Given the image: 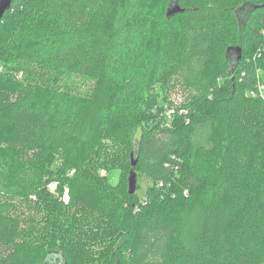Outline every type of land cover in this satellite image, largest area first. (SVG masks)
I'll return each mask as SVG.
<instances>
[{
  "label": "trees",
  "instance_id": "obj_1",
  "mask_svg": "<svg viewBox=\"0 0 264 264\" xmlns=\"http://www.w3.org/2000/svg\"><path fill=\"white\" fill-rule=\"evenodd\" d=\"M173 1H12L0 23L14 74L3 98L15 95L0 101V264H88L53 249L65 231L73 246L62 207L78 203L115 225L100 264H264V0H176L169 15ZM61 75L92 88L65 93ZM202 125L210 147L194 144ZM120 152L128 173L114 186L101 172ZM132 170L153 183L146 202L138 182L129 193Z\"/></svg>",
  "mask_w": 264,
  "mask_h": 264
},
{
  "label": "rangeland",
  "instance_id": "obj_2",
  "mask_svg": "<svg viewBox=\"0 0 264 264\" xmlns=\"http://www.w3.org/2000/svg\"><path fill=\"white\" fill-rule=\"evenodd\" d=\"M157 10L161 8L160 3H157L156 5ZM241 20L243 19V14L240 16ZM259 76H260V93L262 96H264V72L262 69H259ZM13 72L9 68L6 70L3 69V65L0 64V76L2 77V81L0 84V101L5 103H9V101H12L15 98L14 94H10L8 97H4V94L8 93L11 88V80L13 78ZM40 75L42 77V82L49 81L50 73L47 71L43 72H35L32 76H34L37 79H39ZM19 78V77H18ZM53 87L58 88L65 93H73L74 91H80L83 93H87L92 88V83L83 77H78L74 75H61L56 76L53 82ZM157 103L164 105L166 108L168 106V103L163 102L162 97H158ZM208 139H209V131L205 125H202L198 127L197 132L194 137V144L196 147L199 146H207L208 145ZM112 168L107 170H104L101 172V175L104 177H107V180L114 186L121 184L128 173V162L127 158L125 156V153L120 152L116 157L112 158L111 160ZM127 172V173H126ZM139 190L136 194L137 200L139 202H146L147 200V194L150 191V189L153 187V183L150 179H148L146 176L139 173ZM47 193L51 196L58 197V183L57 182H51L47 185ZM74 193V192H73ZM75 196V193H74ZM77 196V194H76ZM34 200H37L36 197H33ZM63 199L65 205L70 204V199H73L71 194H69V188H65V191L63 192V196L61 197ZM81 200V198L76 197V200ZM42 200V199H40ZM79 209L76 208L78 206ZM78 205H74L72 207L68 206L62 207L63 213L67 215L69 218H74L75 222L71 224V232L73 229H75L74 232V240L70 239L69 244L73 245L71 248L67 247V243L64 242L61 238L66 239L67 231L63 233L58 240V245H55L56 248L53 249H71L74 256L76 257H84L81 253L83 251L84 255H86L87 263L88 264H100V262H97V259L100 254L103 252V247L101 245V239L109 238V235L116 234V230L114 229V223L111 220L109 223H105L103 221H100L95 217L94 210L85 206L84 209L81 207V203H78ZM67 206V205H66ZM123 208H125L126 213H132V209L134 208L133 205L129 206L128 204H124ZM136 208V207H135ZM82 209V210H81ZM127 215V214H126ZM125 215V216H126ZM113 229V231H112ZM48 230V229H47ZM112 231V232H111ZM119 236L124 233V230L119 231ZM126 235H122V237H125ZM127 237V236H126ZM114 238V237H113ZM67 241V240H66ZM76 242H80L79 245H75ZM127 253L125 254V257H127ZM85 259V257H84ZM86 261V259H85ZM50 263V262H49ZM56 263H59L58 260H56ZM52 264V263H51Z\"/></svg>",
  "mask_w": 264,
  "mask_h": 264
},
{
  "label": "water",
  "instance_id": "obj_3",
  "mask_svg": "<svg viewBox=\"0 0 264 264\" xmlns=\"http://www.w3.org/2000/svg\"><path fill=\"white\" fill-rule=\"evenodd\" d=\"M13 0H0V23L3 20L5 14L10 10L11 4ZM170 5L168 14L173 15L175 13H179L181 10L179 8V5L177 4V1H173ZM242 49L240 47H234L228 50L229 59L234 60L235 63H239V61L242 58ZM136 161L133 162V166H135ZM137 182L138 178L135 174L134 170L131 171V175L129 177V193L134 194L137 190Z\"/></svg>",
  "mask_w": 264,
  "mask_h": 264
},
{
  "label": "built area",
  "instance_id": "obj_4",
  "mask_svg": "<svg viewBox=\"0 0 264 264\" xmlns=\"http://www.w3.org/2000/svg\"><path fill=\"white\" fill-rule=\"evenodd\" d=\"M175 111H176V108L172 106V107L168 110V113H167L168 116L170 117V116L174 115Z\"/></svg>",
  "mask_w": 264,
  "mask_h": 264
}]
</instances>
